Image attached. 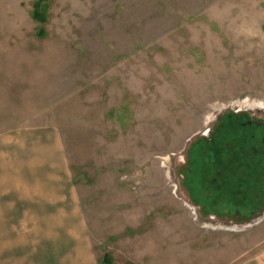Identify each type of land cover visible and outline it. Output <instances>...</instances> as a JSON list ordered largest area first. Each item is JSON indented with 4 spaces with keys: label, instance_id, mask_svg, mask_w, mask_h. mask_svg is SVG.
<instances>
[{
    "label": "rangeland",
    "instance_id": "obj_1",
    "mask_svg": "<svg viewBox=\"0 0 264 264\" xmlns=\"http://www.w3.org/2000/svg\"><path fill=\"white\" fill-rule=\"evenodd\" d=\"M35 1L0 0V264H249L264 0H46L41 24ZM50 131L75 208L19 174Z\"/></svg>",
    "mask_w": 264,
    "mask_h": 264
},
{
    "label": "crops",
    "instance_id": "obj_2",
    "mask_svg": "<svg viewBox=\"0 0 264 264\" xmlns=\"http://www.w3.org/2000/svg\"><path fill=\"white\" fill-rule=\"evenodd\" d=\"M27 155L26 169L19 174L21 177L25 175L28 183L34 184L35 198L42 199L48 205L71 201V207L75 208L76 197L70 170L58 134L50 131L30 135ZM89 254V249L84 247L82 255ZM249 264H264V249L253 256Z\"/></svg>",
    "mask_w": 264,
    "mask_h": 264
},
{
    "label": "trees",
    "instance_id": "obj_3",
    "mask_svg": "<svg viewBox=\"0 0 264 264\" xmlns=\"http://www.w3.org/2000/svg\"><path fill=\"white\" fill-rule=\"evenodd\" d=\"M45 1L46 0H36L33 4L32 18L34 21L40 24L45 22V12L47 9ZM39 33H41L40 30H39ZM101 263L102 264H113L108 254L103 255L101 259Z\"/></svg>",
    "mask_w": 264,
    "mask_h": 264
},
{
    "label": "flooded vegetation",
    "instance_id": "obj_4",
    "mask_svg": "<svg viewBox=\"0 0 264 264\" xmlns=\"http://www.w3.org/2000/svg\"><path fill=\"white\" fill-rule=\"evenodd\" d=\"M228 172V171H227Z\"/></svg>",
    "mask_w": 264,
    "mask_h": 264
}]
</instances>
